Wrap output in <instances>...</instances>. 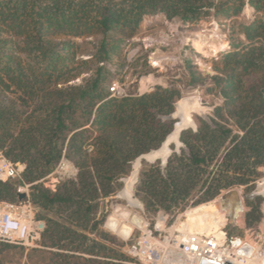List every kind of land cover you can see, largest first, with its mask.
<instances>
[{"label": "trees", "instance_id": "16d2710c", "mask_svg": "<svg viewBox=\"0 0 264 264\" xmlns=\"http://www.w3.org/2000/svg\"><path fill=\"white\" fill-rule=\"evenodd\" d=\"M247 4L254 19L234 22L230 47L213 60L215 73L204 75L190 57L186 61L192 83L207 77L220 88L224 103L214 112L225 123L201 119L197 129H183L188 153L169 157L168 177L159 160L141 170V200L147 208L166 209L198 186L205 187L201 201L236 185L249 187L264 166V0H0V148L27 164L21 178L0 179V203L19 202L18 185L31 184L30 200L46 220L43 246L29 250L31 261L133 264L131 256L87 231L95 229L99 203L114 191L112 184L173 131L174 120L162 115L175 111L182 92L173 84L113 95V80L127 65L125 44L146 15L234 20ZM85 37L94 38L87 57L75 39ZM151 71L149 65L142 69ZM70 132L78 176L54 191L39 180L55 168ZM212 213L225 221L224 210ZM237 216L234 207L230 219ZM24 249L0 240V264Z\"/></svg>", "mask_w": 264, "mask_h": 264}, {"label": "rangeland", "instance_id": "374dc122", "mask_svg": "<svg viewBox=\"0 0 264 264\" xmlns=\"http://www.w3.org/2000/svg\"><path fill=\"white\" fill-rule=\"evenodd\" d=\"M254 16V8L249 4L245 6L241 15L234 20L205 15L197 21H183L179 17L168 19L164 13L146 15L137 34L125 44L127 65L113 80V95L143 94L152 91L157 85L169 86L173 84L180 88L182 92V96L175 104L176 115L172 119L174 120L173 131L160 148L151 150L136 158L132 163L130 172L112 184V190L114 191L102 198L99 203L95 218V221H97L95 229L91 232L87 231L90 236L131 256L134 259L133 264H139V262L131 254L130 247L143 234L141 227H143L146 220L154 226L158 221L159 214L164 213L168 218L165 225L162 226L164 227L162 236L164 234L169 235L170 232L173 233L176 229L187 230L195 216H213L212 209L209 207L212 201H218L221 205L222 210H224L225 221H217L216 219L212 221L211 224L216 227L207 235H212L214 241L223 244L222 247L228 249L234 248L235 250L236 246L248 243L254 247L259 246L264 251V191L259 188L260 183L264 182V166L259 168L258 178L253 185L249 187L244 184L233 186L240 188L243 195H246L242 205H224L221 202V195L228 189L223 190L212 199L201 201L205 187L198 186L186 201L174 205L170 209L165 207L147 208L140 198L137 187L141 170L146 164L154 163L157 160L161 163L163 161L168 162L169 157L174 152L178 154L182 153L183 150L187 152L184 143L180 140L181 131L187 128L197 129L199 121L203 119L200 115L203 106L213 105L215 110L217 106L224 103L220 88L211 82L209 78L203 77V80L198 81L197 84L191 82L188 70L190 63L186 62L188 57L191 58V65L200 69L204 75L215 73L212 69L213 60L218 57L219 53L230 47L229 37L234 22L237 21L235 25L248 23L254 19ZM75 39L82 45L83 57H87L93 50L94 38ZM147 65L152 68V71L142 72V69L146 68ZM109 67L113 71L116 70V66L113 64H109ZM195 96H198V99L192 102L185 99ZM214 110L207 109L212 119L225 123L224 120L216 116ZM187 116L190 118V122L185 121ZM181 120L185 121L184 124L178 123ZM72 133L68 134L63 155L56 163L55 168L39 180L44 186L54 191L64 183L76 180L78 176L79 168L71 158L68 150ZM234 133L242 134L243 132L234 129ZM0 150L8 158L4 150L2 148ZM12 162L19 163L20 166L24 167V170L27 166L24 161ZM21 176L12 179H19ZM30 185V183L19 184L18 188H22L20 192H26L27 196L19 202H8L16 205H21V202L22 205L25 204L28 199L30 200ZM234 207L237 209L238 216L233 221L230 217ZM30 209L37 219L45 222L46 228V220L38 216L39 209L32 202L31 207L27 210ZM24 210L20 208L17 212L21 213ZM115 213L122 215L124 218L131 216L133 231L130 235H121L107 225L109 218H116L114 217ZM48 215L55 217L54 212H49ZM156 234L160 236L159 232ZM17 245H21L25 249L23 252L18 250L9 264H47L45 262L34 263L28 255L31 248L43 246L41 245V238L38 241V246ZM251 264L260 263L252 261Z\"/></svg>", "mask_w": 264, "mask_h": 264}, {"label": "built area", "instance_id": "2783aa9c", "mask_svg": "<svg viewBox=\"0 0 264 264\" xmlns=\"http://www.w3.org/2000/svg\"><path fill=\"white\" fill-rule=\"evenodd\" d=\"M24 167L13 163L0 150V179L3 181L21 176ZM21 187L18 191H21ZM240 193L243 195L240 188ZM218 202V201H217ZM26 207V208H25ZM28 199L25 204L16 205L8 201L0 203V240L38 246L45 229V222L37 219ZM25 209L18 213V209ZM167 216L160 213L154 226L145 221L143 234L131 245L130 252L139 264H235L234 248L222 247L213 241L212 235L203 231L190 232L176 229L162 236ZM159 232L160 236L156 233ZM226 233V232H225ZM226 237V234H225ZM234 246V240L232 241Z\"/></svg>", "mask_w": 264, "mask_h": 264}, {"label": "bare ground", "instance_id": "6f19581e", "mask_svg": "<svg viewBox=\"0 0 264 264\" xmlns=\"http://www.w3.org/2000/svg\"><path fill=\"white\" fill-rule=\"evenodd\" d=\"M185 121L190 122V118L187 116L185 118ZM185 121L181 120L178 121V123L184 124ZM259 188L261 191H264V182L260 183ZM210 205L214 212H220L222 210L221 205L217 201H212ZM114 217L116 218H109V220L107 221V225L121 235H130L133 228L131 224V216H128V218H124L122 217V215L115 213ZM125 220L127 221L126 223ZM212 221H215V218L212 215L195 216L191 220V224L189 226V229L187 230L203 231L208 234L212 229L216 227L214 224H211ZM234 254L235 264H251L252 261L264 264V251L259 246L254 247L251 244L243 243L239 246H236Z\"/></svg>", "mask_w": 264, "mask_h": 264}, {"label": "water", "instance_id": "95a60500", "mask_svg": "<svg viewBox=\"0 0 264 264\" xmlns=\"http://www.w3.org/2000/svg\"><path fill=\"white\" fill-rule=\"evenodd\" d=\"M185 99L192 102V101H195L196 99H198V96L189 97V98H185ZM175 104H177V102H175ZM207 109L214 110V106L213 105H205V106H203L202 109H201V111H200V115H201V117L203 119H205L206 121H208L209 123H211L212 125H214L213 119L208 114ZM175 115H176V110L173 111L172 113H170L169 115H162V118H164V119H166V118L173 119L175 117ZM166 139H165V141H166ZM186 149H187V152H188V148L187 147H186ZM142 155H145V154H142ZM167 163L168 162H166V161H163L161 163L162 173L164 174L165 177H168ZM26 196H27V193L26 192H19V199L20 200H22ZM245 196L246 195H242L240 193V191H239L238 188L233 187V188L228 189L226 192H224L221 195L220 200H221V202L224 205H227V204H239V205H242V202H243Z\"/></svg>", "mask_w": 264, "mask_h": 264}, {"label": "crops", "instance_id": "0c3cea01", "mask_svg": "<svg viewBox=\"0 0 264 264\" xmlns=\"http://www.w3.org/2000/svg\"><path fill=\"white\" fill-rule=\"evenodd\" d=\"M132 231H133V229L131 230V233H132ZM131 233H130V234H131Z\"/></svg>", "mask_w": 264, "mask_h": 264}]
</instances>
